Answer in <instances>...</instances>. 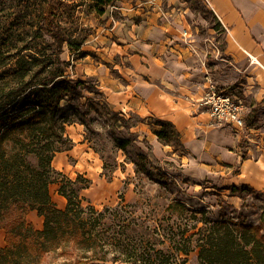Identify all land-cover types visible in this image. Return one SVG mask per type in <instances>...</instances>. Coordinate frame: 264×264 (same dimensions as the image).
Wrapping results in <instances>:
<instances>
[{
	"label": "rangeland",
	"instance_id": "rangeland-1",
	"mask_svg": "<svg viewBox=\"0 0 264 264\" xmlns=\"http://www.w3.org/2000/svg\"><path fill=\"white\" fill-rule=\"evenodd\" d=\"M38 2L52 12V31L66 38L60 56L69 62L66 74L84 80L77 107L88 110L83 122L65 126L72 146L55 153L54 169L71 179L78 174L87 178L88 186L80 193L98 209L115 206L123 198L137 215L157 224L165 222L162 217L167 205L178 198L191 210H204L196 216L255 225L264 232V191L240 182L243 178H231L238 172L237 165L224 172L210 167L203 172L186 168L183 158L187 153L180 139L169 129L167 144L157 137V130L169 127L161 126L157 117H141L125 104L131 95H137V81L157 86L153 73L162 69H167L168 75L171 70L170 76L185 87L182 90L187 97V90L195 91L203 84L206 72L222 88L241 82L226 89L242 99L245 119L256 120L252 139L240 140L241 152L244 156L249 147L256 149L257 145L262 150L264 97L256 101L252 94L247 95L242 72L225 50V29L208 1ZM49 33L44 30L37 43L24 50H56ZM189 69L195 70L193 77V72L183 71ZM202 116L204 122L224 124L205 111ZM119 139L126 143L117 146ZM57 186L50 182L49 192L62 208L66 200L57 193ZM26 219L41 228L43 219L35 210H29ZM4 245V229L0 228V246ZM179 256L185 259L184 264H199L196 248ZM57 262L50 258L44 264Z\"/></svg>",
	"mask_w": 264,
	"mask_h": 264
},
{
	"label": "trees",
	"instance_id": "trees-1",
	"mask_svg": "<svg viewBox=\"0 0 264 264\" xmlns=\"http://www.w3.org/2000/svg\"><path fill=\"white\" fill-rule=\"evenodd\" d=\"M51 14L38 0H0V264L50 258L56 264H184L179 255L195 248L199 264H264V232L255 225L196 216L204 210L178 198L167 205L164 223L150 224L123 198L96 208L80 193L87 178L54 169L55 153L72 146L65 126L83 122L88 110L77 107L84 80L66 74L69 62L60 56L66 38L52 31ZM44 30L57 49L24 50ZM157 119L169 127L156 131L159 140L168 143V129L179 138L169 120ZM255 123L246 119L249 127ZM52 181L66 200L62 208L51 198ZM29 210L42 216L41 228L26 219Z\"/></svg>",
	"mask_w": 264,
	"mask_h": 264
},
{
	"label": "crops",
	"instance_id": "crops-1",
	"mask_svg": "<svg viewBox=\"0 0 264 264\" xmlns=\"http://www.w3.org/2000/svg\"><path fill=\"white\" fill-rule=\"evenodd\" d=\"M207 1L225 29V50L242 72L247 95L252 94L259 101L264 97V0ZM198 69L201 72V68ZM183 71L193 72L192 77L195 74V70ZM169 73L171 75V70ZM170 75L167 69L153 73L157 86L137 81V95H131L126 107L141 117L154 116L174 125L186 149L187 155L183 158L186 168L203 172L210 167L213 171L224 172L237 165L238 172L231 178H243L239 181L264 191V145L261 143L262 150L259 145L256 149L249 147L247 157L243 156L239 144L242 142L229 126L204 122L202 112L208 111L200 105L203 84L195 91L185 89L187 97L182 90L185 87ZM239 83L242 84L237 82V85ZM175 88L178 93L173 91Z\"/></svg>",
	"mask_w": 264,
	"mask_h": 264
},
{
	"label": "built area",
	"instance_id": "built-area-1",
	"mask_svg": "<svg viewBox=\"0 0 264 264\" xmlns=\"http://www.w3.org/2000/svg\"><path fill=\"white\" fill-rule=\"evenodd\" d=\"M250 60L253 57L248 54ZM200 105L217 122L227 124L238 140L249 142L256 130L246 124L244 103L233 93L224 90L205 73Z\"/></svg>",
	"mask_w": 264,
	"mask_h": 264
}]
</instances>
